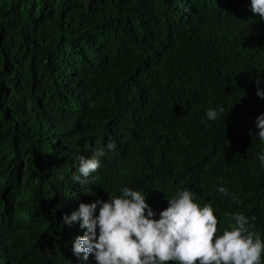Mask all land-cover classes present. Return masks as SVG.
Here are the masks:
<instances>
[{
  "label": "trees",
  "instance_id": "obj_1",
  "mask_svg": "<svg viewBox=\"0 0 264 264\" xmlns=\"http://www.w3.org/2000/svg\"><path fill=\"white\" fill-rule=\"evenodd\" d=\"M250 3L0 0V264H95L63 217L124 187L157 213L191 190L217 235L243 213L264 239V20ZM99 147L109 159L75 182V157Z\"/></svg>",
  "mask_w": 264,
  "mask_h": 264
},
{
  "label": "clouds",
  "instance_id": "obj_2",
  "mask_svg": "<svg viewBox=\"0 0 264 264\" xmlns=\"http://www.w3.org/2000/svg\"><path fill=\"white\" fill-rule=\"evenodd\" d=\"M250 10L264 20V0H251ZM261 83L264 81L258 77L256 95L264 99ZM223 113V107L209 108L206 119L216 121ZM255 124L259 131L253 141L264 142V113L256 117ZM107 148L114 150L115 144ZM88 155L75 157L79 173L73 176L75 182L86 184L101 168L102 158L109 159L104 147ZM258 160L264 166V151ZM216 191L236 199L226 186L218 185ZM194 199L191 190H180L167 200V208L157 213L146 203L145 193L124 187L118 197L81 203L63 217V223L70 227L79 222L86 230L72 241L74 255L84 262L91 256L95 264H264V239L246 215L230 214L234 225L217 235L212 205L200 206Z\"/></svg>",
  "mask_w": 264,
  "mask_h": 264
}]
</instances>
